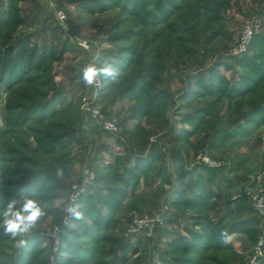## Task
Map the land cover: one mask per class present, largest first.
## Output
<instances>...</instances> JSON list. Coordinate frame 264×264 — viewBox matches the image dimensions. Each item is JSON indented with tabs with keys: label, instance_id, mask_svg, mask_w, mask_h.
<instances>
[{
	"label": "rangeland",
	"instance_id": "obj_1",
	"mask_svg": "<svg viewBox=\"0 0 264 264\" xmlns=\"http://www.w3.org/2000/svg\"><path fill=\"white\" fill-rule=\"evenodd\" d=\"M89 1L0 0V214L45 210L0 264H264V0Z\"/></svg>",
	"mask_w": 264,
	"mask_h": 264
},
{
	"label": "clouds",
	"instance_id": "obj_2",
	"mask_svg": "<svg viewBox=\"0 0 264 264\" xmlns=\"http://www.w3.org/2000/svg\"><path fill=\"white\" fill-rule=\"evenodd\" d=\"M118 75V70L112 65L97 67L94 64H90L82 70V80L88 86L95 85L101 78L115 80ZM66 210L75 219L82 218V213L78 210V206L70 205ZM44 215L45 210L37 200L27 197H21L19 201L14 199L0 214V228H3L5 234L10 235L12 238L21 237L17 242V246H21L25 243L22 237L30 233ZM221 235L225 243L231 239L227 233H222Z\"/></svg>",
	"mask_w": 264,
	"mask_h": 264
},
{
	"label": "trees",
	"instance_id": "obj_3",
	"mask_svg": "<svg viewBox=\"0 0 264 264\" xmlns=\"http://www.w3.org/2000/svg\"><path fill=\"white\" fill-rule=\"evenodd\" d=\"M90 5H99L100 3H102L101 0H90L88 2ZM226 8V6L222 5V8ZM219 10H221V7L219 8ZM12 14H10L9 17L12 18ZM11 18H7V20L0 25V31L2 30H6L9 27V24L11 23ZM17 23L19 24H23L24 20L23 18H17L16 20ZM29 42H23V43H18L15 47H10V49L6 52V54L4 55L5 58L4 59H0V63H4V62H8L10 63V60L13 61V63H16L19 65L20 69H26L27 67L31 66V68H34V64L36 63V60L38 58V54H39V48L38 46H35L33 48H30L29 46ZM50 47V48H49ZM47 46L45 52H49L51 53V55H53V53H55L56 51H58L56 46ZM154 98V96H152ZM241 201H245V199L241 200Z\"/></svg>",
	"mask_w": 264,
	"mask_h": 264
},
{
	"label": "built area",
	"instance_id": "obj_4",
	"mask_svg": "<svg viewBox=\"0 0 264 264\" xmlns=\"http://www.w3.org/2000/svg\"><path fill=\"white\" fill-rule=\"evenodd\" d=\"M256 32H257V29L253 24H250L249 22L244 24L242 34L239 36V39L237 40L236 45H235V54L240 55L246 52L248 47L253 42ZM81 45L84 48L89 47L87 42L81 43ZM95 114H97L99 117H102L99 110H95ZM107 123L112 125L109 122ZM92 179H93V176L87 177L81 186L74 188L73 195L71 198L73 204H76L77 202L81 200V197L83 196V194L86 193L87 188L89 187V184L91 183ZM259 204L262 205L261 202Z\"/></svg>",
	"mask_w": 264,
	"mask_h": 264
}]
</instances>
